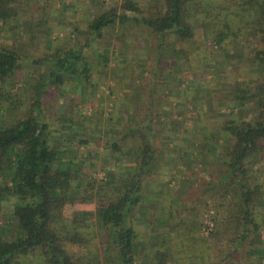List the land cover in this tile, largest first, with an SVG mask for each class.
Returning a JSON list of instances; mask_svg holds the SVG:
<instances>
[{
  "label": "trees",
  "instance_id": "16d2710c",
  "mask_svg": "<svg viewBox=\"0 0 264 264\" xmlns=\"http://www.w3.org/2000/svg\"><path fill=\"white\" fill-rule=\"evenodd\" d=\"M27 3L28 0H0V35L9 22L23 15L21 9ZM164 5V14L138 17L134 0H125L120 15L111 11L89 17L83 41L56 46L37 59L21 55L16 42H0V264H20L22 257L30 261L36 255L44 264H140L138 250L144 237L137 232L136 215L141 212L143 223L149 220L151 233L167 222L161 218L153 223L152 215L142 208V181L153 172L155 158L150 114L140 116L134 103H128L132 98L116 99L110 118L112 121L119 112L123 121L104 137L109 155L100 166L102 176L96 179L85 172L88 160L78 156L72 147L69 136L77 125L75 118L62 113L48 117L46 112L54 99H65L62 89L68 84L94 86L93 64L86 60V52L116 22L148 27L158 42L159 57L166 48L185 59L180 44L192 38L194 21H198L195 27L209 29L218 46L226 42L230 45L225 49L229 57L239 46L238 35H244L238 24L246 22L258 27L264 43V0H164ZM222 13L237 22L218 20ZM68 22L75 24L74 20ZM169 37L174 40H167ZM28 59L36 67L25 68ZM96 62L103 69L109 64L103 54L97 55ZM248 63L259 82L249 89L240 84L231 86L232 97L240 108L252 106L255 115L251 121H224L225 137L215 160L223 174L213 185L225 187L227 193L230 189L233 195L231 215L239 242L232 239L225 259L210 264H227L232 253L249 238L248 264L264 261V242L257 241L264 228L259 217L264 188L251 182L253 168L264 161V47L254 51ZM153 77L157 79L156 74ZM206 104L217 107V103ZM81 106L83 103L78 101L66 112L71 110L69 114L73 115ZM86 118L81 116V120ZM129 140L138 145L133 148ZM200 146L193 144L191 149L198 150ZM196 155L189 158L196 159ZM111 161L115 163L112 168ZM84 205L93 208L75 209ZM191 226L194 223L177 224L181 229ZM155 239L149 242L153 253L144 264H169L167 248L158 237Z\"/></svg>",
  "mask_w": 264,
  "mask_h": 264
},
{
  "label": "rangeland",
  "instance_id": "374dc122",
  "mask_svg": "<svg viewBox=\"0 0 264 264\" xmlns=\"http://www.w3.org/2000/svg\"><path fill=\"white\" fill-rule=\"evenodd\" d=\"M124 2L28 0L27 6L21 9L23 15L5 26L0 42H16L21 55L37 59L52 52L56 46H70L77 40L83 41L82 34L89 17L111 11L120 15ZM134 2L138 17H157L165 12L164 0ZM127 14L133 15L131 12ZM223 18L237 22L232 17H226L225 13L219 14L218 20ZM71 20L75 21L74 25L68 22ZM197 22L191 24L194 29L192 38L180 44L185 52L184 60L166 48L159 57L158 42L148 27L134 24L122 26L116 22L106 28L102 39L92 42L86 52V60L93 64L94 86L78 84V87H70L68 84L62 89L66 100L54 99L46 108L48 117L62 113L75 118L77 125L69 136L73 139L72 147L76 148L78 156L88 160L85 172L96 179L102 176L100 166L104 157L106 159L109 155L104 148V137L123 121L119 112L112 121L110 118L116 99L121 97L127 101L132 98L128 103H134L140 116H152L154 169L142 181V208L146 214L152 215L153 223L161 218L168 220L160 223V228L151 233L149 220L143 223L141 212L136 215L137 232L144 237L138 250L140 264H144L147 256L153 253L149 242L156 241L155 237L167 248L169 264L220 262L229 251L230 241L235 239L236 243L239 242L236 222L231 215L234 212L233 195L230 189L227 193L225 187L213 186L223 174L215 160L220 155L218 150L225 137L222 130L224 121H251L254 118L252 106L238 107L239 102L232 97L234 88L231 86L240 84L249 89L258 84L259 77L249 65L248 58H253L254 51L262 49L264 43L258 27H250L246 22L238 24L239 32L244 35H238L236 41L239 46L229 57L225 49L230 45L226 42L218 46L209 29L199 25L195 27ZM167 40H174V37ZM99 54L108 57L109 64L105 69L96 62ZM30 64L28 59L24 67H36ZM153 74L157 75V79ZM78 101L83 103L78 107L79 112L75 110L72 115L70 110L67 113L71 105ZM207 102L217 103V107L213 109L207 106ZM150 105L152 108L149 109ZM118 110H121L119 106ZM81 116L88 118L81 120ZM225 140L230 142V138ZM129 141L133 148L138 145L133 140ZM198 143L201 144L198 150L191 149V145ZM193 153L197 154L196 159L189 158ZM110 164L111 168L115 166L113 161ZM251 176L252 185L263 189L264 161L257 163ZM260 202L263 208L259 210V217L264 224V201ZM92 208V205L75 207L79 210ZM206 221L213 225L212 232L207 235L203 230ZM180 222L181 226L194 223L191 226L193 229L177 227ZM261 236L257 239L259 243L264 242V228ZM249 242L250 238L232 253L227 264H248ZM98 250L100 253V246ZM259 263L264 264V261ZM20 264L44 263L36 255L30 261L22 257Z\"/></svg>",
  "mask_w": 264,
  "mask_h": 264
},
{
  "label": "built area",
  "instance_id": "2783aa9c",
  "mask_svg": "<svg viewBox=\"0 0 264 264\" xmlns=\"http://www.w3.org/2000/svg\"><path fill=\"white\" fill-rule=\"evenodd\" d=\"M212 227H213V225L211 222H209V221L205 222V227L203 230H205L206 235L209 234V232L212 230Z\"/></svg>",
  "mask_w": 264,
  "mask_h": 264
}]
</instances>
